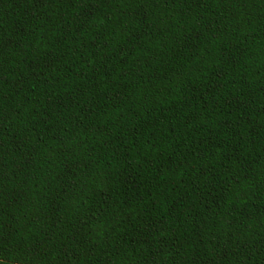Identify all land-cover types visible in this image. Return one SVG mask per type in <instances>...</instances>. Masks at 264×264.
<instances>
[{"label":"trees","instance_id":"trees-1","mask_svg":"<svg viewBox=\"0 0 264 264\" xmlns=\"http://www.w3.org/2000/svg\"><path fill=\"white\" fill-rule=\"evenodd\" d=\"M0 264H264V0H0Z\"/></svg>","mask_w":264,"mask_h":264}]
</instances>
